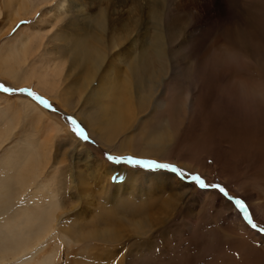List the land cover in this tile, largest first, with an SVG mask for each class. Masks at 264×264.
Returning <instances> with one entry per match:
<instances>
[{"label":"rangeland","instance_id":"374dc122","mask_svg":"<svg viewBox=\"0 0 264 264\" xmlns=\"http://www.w3.org/2000/svg\"><path fill=\"white\" fill-rule=\"evenodd\" d=\"M19 1L0 0V85L13 90L0 92V177H11L10 167L21 170L12 186L15 206L23 204L33 210L29 202L34 200L46 216L55 212L44 245L36 244L30 251H36L33 260L42 264H238L245 258L247 264H264V232L257 230L264 229V221L254 208L264 203V128L247 130L251 118L240 122L241 116L232 115L237 110L233 98L224 92V82L215 78L213 84L208 83L209 74L200 70L220 26L238 24L232 15L237 1L226 0L232 14L221 20H193L187 11L176 17L180 34L174 40L166 31V59L154 60L151 48L152 62L143 73L153 82L155 73L163 72L164 80L141 99L144 107H137L133 95L135 115L129 127L110 140L107 134L105 140V130L83 123L87 115L97 117L100 109L92 100L88 104L84 100L89 92L81 84L89 67L74 65V50L64 42L74 10L68 6L67 14L56 22L51 8L16 22L18 9L9 7L11 2L18 6ZM173 18L175 13L166 18V26ZM21 21L26 23L17 29ZM209 22L213 24L210 29ZM32 25L42 32L30 35L26 29ZM55 35L63 37V43ZM89 42L91 51L96 43ZM231 42L233 46V35L229 46ZM51 52H56L58 69L48 84H38L36 76L47 69L46 57ZM105 52L109 60L118 50L106 47ZM115 65L129 76L126 65ZM246 71L243 76L250 74ZM96 85L94 81L90 88ZM20 89L48 101L57 111L45 109ZM65 117H73L91 142L77 138ZM106 154L172 164L199 174L207 184H218L233 199L243 200L257 229L218 191L199 189L163 171L113 164ZM51 194L59 206L47 205ZM107 211L113 216L104 214ZM238 222L251 234L240 236L235 228ZM82 228L88 231H79ZM89 230L99 233L87 236Z\"/></svg>","mask_w":264,"mask_h":264},{"label":"bare ground","instance_id":"6f19581e","mask_svg":"<svg viewBox=\"0 0 264 264\" xmlns=\"http://www.w3.org/2000/svg\"><path fill=\"white\" fill-rule=\"evenodd\" d=\"M236 1V11L234 14L231 13L226 0H58L57 2L56 0H20V4H17L18 6L15 4L13 7L12 4L14 3L11 2V6L8 7L9 9H18L15 11V15L18 17L15 18L16 22L20 21L22 17H26V15L33 17L40 9H54L55 13L53 15L55 19L52 18L54 21L60 19L63 14H67L68 6L74 10L76 19L74 16L70 23L73 30L69 27L71 28L70 33H66V31L64 33L60 32L63 34L66 33V35L62 34L63 37L65 36V41L61 36V42H66L65 45L69 44L71 46L69 48L74 50V65L82 64L85 67H89V70H87L86 73V79L81 84L82 88H85V92H89L87 96L84 95V100L87 104L91 103L90 101L92 100V103L98 105L100 109L98 110L97 117L87 115L83 123H87L88 125L94 124V127L98 126L99 129L101 128L102 130H105L107 133L105 132L104 138L108 135L106 138L107 140H110L112 137L116 136L118 132L129 127L128 124H130L132 116L135 115V110L132 109V107L135 106V97H133V95L136 96V101L138 103L137 107H144L141 99L145 97L146 93L149 94L148 92H154V89L157 88L156 85H159L161 81L164 80L163 75L161 74L163 72L155 73L153 82H150V78L145 77L143 73L149 68V64L152 62L150 54L151 48L154 53V60L157 58L161 63L166 59V31L168 32V35H172L174 40H177L178 34H180V28L176 24L178 20L176 17L182 11H187L193 20L201 21L205 18L208 20L219 18L221 20V17L232 14L234 20L238 21V24L232 25V27L230 25L220 26V31L210 46V52L205 62L201 64L200 70L205 74L207 73V75L209 74L207 78L208 83L213 84L215 78H220L222 82H224V85H229L235 79L246 75L244 74V71L247 70L246 68H241L239 71L226 69L223 66V58L217 55L222 45L229 46L228 40L232 35L233 46L231 42V47L236 46L242 54L254 62L257 57H259L261 61H264V0ZM9 3L10 2H8V4ZM28 4L30 5L28 6ZM26 7H28L27 10L25 9ZM52 13L53 12H51V14ZM174 13L175 18L169 21L170 25L166 26V23L168 22L166 18L170 17L172 14L174 16ZM212 25L211 22L206 24L208 29H210ZM37 29H39L37 25H32L31 27H28L26 31H30V35L35 36L39 34V32H42L41 30L37 31ZM204 32L207 33L208 30L205 29ZM55 34L57 33L55 32ZM211 34L209 35L211 36ZM228 34L231 36H227ZM26 35L27 34L24 33L23 37H25L27 41L29 38ZM193 36L195 35L193 34ZM55 37L57 36L55 35ZM57 38L60 39L59 35ZM33 39L36 38L33 37ZM194 40L195 39L193 38L192 42ZM89 41H94L96 43L93 45L94 48L91 51L89 49ZM98 44L99 46L101 45V47L103 46L104 49H100ZM176 46L178 49L180 47V42L177 43ZM106 47L108 49L118 50L117 54L109 60L106 59ZM49 54L53 55L54 58H51V55L46 57L47 60L45 64H47L48 67L43 66L47 68H44L45 72L43 70V74L36 76L38 84H48V78L51 79V75L55 74L58 69V66L56 65L58 63L55 58L57 57L56 52H51ZM116 63H123L124 66L126 65L125 67H127L126 69L130 73L129 76L123 72V67H116ZM153 74L154 73H152L151 76H153ZM261 74L264 75V64L261 65ZM200 79L202 78L200 77ZM94 81H96L97 85L90 88L91 83ZM122 81H124V85L123 83L121 84ZM207 86L209 87L208 84ZM209 88L211 89V87ZM123 89L124 93L122 95ZM224 92L225 94L230 95V98H233L232 103L237 111L233 109L235 112H232V115L238 117L241 116L240 122H247V116L251 118V120L248 118L250 121L246 123L247 130L256 132L260 127L264 128V110L254 112L245 111L239 107L237 103L234 87H225ZM122 96L126 99L122 98ZM106 101H109L111 104L107 105ZM118 146L119 149L116 150L122 152V143ZM25 156L27 157V155ZM26 157L22 158L27 161ZM20 159L21 158H19V160ZM28 159L30 160L29 157ZM22 162L24 163V161ZM22 162L20 164L23 165ZM22 165L19 167H22ZM26 170L27 168L25 171ZM20 171L15 169V167H10L8 172H10L9 174L11 177H0V264H33L32 261L36 264H42L33 260L36 251H30L36 244L43 243L44 245L43 240L52 230L55 212L51 213L49 217L46 216L45 211L40 209L41 207L38 204L39 201H36L35 203L33 200L34 198L32 199L33 201L28 200L30 201L29 204L32 203L35 207L33 210H30V207L27 205L25 207L23 204L17 205L19 207L15 206V198L12 195V186L14 185V182L17 181L16 176L17 173L19 176ZM19 180L20 179H18V181ZM15 189L14 192L16 191ZM18 189L19 188H17V191H19ZM17 194L18 193L16 192V195ZM53 197V194H51L48 198L49 201L47 205H49V207L57 205L55 204ZM254 208L257 216L264 221V203L259 202L254 205ZM48 210L49 209H47V211ZM111 212L109 213L107 211L104 214L108 213L110 218V214H113V212ZM103 220L105 221L106 219ZM97 223L98 222L95 224L96 227ZM238 223V225H235V228L240 236L245 235L246 232L247 234H251L249 229L242 222ZM92 225L91 227L96 228ZM138 227L140 228L141 226L139 225ZM82 230L88 231V228L79 229V231ZM108 232L109 231H106L109 235ZM98 233V230H89L87 236L88 234L93 236ZM253 235L257 237V235ZM241 247L243 246L241 245ZM37 250L41 249L38 247ZM51 258H54V256L52 257L51 255ZM42 260L46 262L43 258ZM242 260L243 261L240 263L238 261V264H247L245 258H242ZM223 264H225V262H223Z\"/></svg>","mask_w":264,"mask_h":264},{"label":"snow or ice","instance_id":"6c2138e0","mask_svg":"<svg viewBox=\"0 0 264 264\" xmlns=\"http://www.w3.org/2000/svg\"><path fill=\"white\" fill-rule=\"evenodd\" d=\"M24 23H26V21H21L20 24L16 25V28L18 29L20 25ZM0 92L12 93L13 90L8 87H5L4 85H0ZM20 93L28 95L35 102L39 103L41 106H43L45 109L49 111L52 112L57 111V109L53 108L48 101L36 96L34 93H32L29 90L20 89ZM65 119L72 126V130L74 134L77 136V138L81 139L82 141L91 142L84 128L80 126L73 117H65ZM106 159L113 164H128L134 168H141L148 172L163 171L175 175L181 181L191 182L195 184V186L199 189L218 191L221 195L225 196L226 198L229 199L231 203H233L234 207L238 210V212L242 214L244 221H246L251 228L257 229V225L253 223L249 209L247 208L246 203L243 200L233 199L232 197L229 196L225 188L218 184H207L199 174L188 173L178 168L175 165L167 164V163H158L152 160H142L133 157H115L108 154H106ZM257 230L264 232V229H257Z\"/></svg>","mask_w":264,"mask_h":264},{"label":"clouds","instance_id":"9594fccd","mask_svg":"<svg viewBox=\"0 0 264 264\" xmlns=\"http://www.w3.org/2000/svg\"><path fill=\"white\" fill-rule=\"evenodd\" d=\"M217 55L223 58V66L235 71L246 68L250 74L232 81L224 87H234L238 105L248 112L264 110V75L261 74V61L249 59L237 48L222 45ZM223 91V89H222Z\"/></svg>","mask_w":264,"mask_h":264}]
</instances>
